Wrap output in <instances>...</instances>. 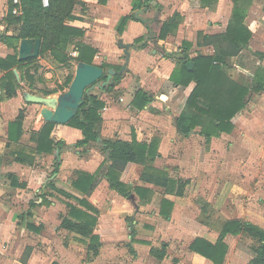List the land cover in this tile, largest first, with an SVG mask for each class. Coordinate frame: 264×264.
<instances>
[{
    "label": "rangeland",
    "instance_id": "obj_1",
    "mask_svg": "<svg viewBox=\"0 0 264 264\" xmlns=\"http://www.w3.org/2000/svg\"><path fill=\"white\" fill-rule=\"evenodd\" d=\"M131 1L107 0L105 4L98 0L78 1L74 10L78 13L80 26L74 27L81 29L82 34L69 44L66 51L68 61L60 63L50 53L36 57L31 63L23 66L25 80L24 83L17 80L19 85L16 94L18 92L23 95L25 91L41 93L42 90H48L52 93L46 97L55 96L58 99L65 93L69 88V84L68 86L64 84L65 78L74 75L77 64L80 62H75V56L71 53V45H77L80 42L100 46L110 45L109 47L104 46L103 50H98L96 58L93 59L97 63L103 61L102 68L104 73H107L108 70H112L108 65L121 67L125 61L124 51L118 46V42L122 40L123 43H132L134 48L130 50H133V62L129 57L127 69L120 75L121 78L113 81L110 76L105 82L98 79L89 88V93L94 92L105 106L119 108L121 115H118L116 119L124 126L130 123L137 124L135 129L139 128L137 130L140 132L141 139H149L151 136L160 138L161 135H165L166 142L162 149L164 156L156 159L152 166L157 170L165 167L169 177L177 179L181 176L183 178L179 179L187 181L182 196L177 197L167 192L172 195L170 197L174 199L173 205L176 208L174 212L172 210L170 212L172 221L165 218H158L154 223L148 221L152 211L158 209L161 198V194L155 190L147 202H139L149 205L148 210H144L147 216L143 220L145 223L143 229L146 230V226H157L160 237L170 234H186L183 239L185 240L198 233L195 230L198 227L196 223L200 221L198 215L199 213L200 215L201 213L207 214L208 219L210 208H212L210 217L215 221L235 219L250 222L264 229V89L260 92L250 90L246 106L232 118L234 128L229 133L206 141L197 131L188 137H183L173 130L176 113L180 111L190 89L189 86L177 88L167 78L174 64L179 63L180 58L177 54H183L184 47L183 45L180 47L181 41L189 39L192 42L188 51L189 57H192L198 50V54L211 52L208 47L196 45V40L198 42L202 35V32L199 35L198 30L203 32L223 30L232 8V0H218L209 8L201 7L199 0H167L168 7L165 3L159 5L158 0H152L146 11L140 15L148 19H154L156 16L150 27V31L155 33L156 45L152 43L149 37L150 32L140 21H135L131 34L118 33L115 29V24L121 15L133 13ZM239 3L246 6V23L252 29V36L240 56L230 59L226 64L225 71L235 81L251 88V73L259 65L264 66L263 0H239ZM173 9L181 11L184 19L174 33L159 39V25L164 15ZM4 12L6 13V10ZM70 21L67 20L66 23ZM125 26L124 30L130 32V28L128 29L127 26L125 28ZM11 30V25H9L8 33ZM109 52L114 54L104 58V55ZM112 82L115 87H118L117 90L108 92L103 89L104 85ZM138 87L148 92L152 96V101L148 105L150 106L148 110L146 109L148 112L143 117H133L131 120L132 116L128 114L130 112L128 99ZM0 95H2L1 91ZM102 109L99 110L100 114L103 112ZM121 135H128V132L124 131ZM66 175L65 181L69 178L68 174ZM38 194L36 192L29 196L37 199ZM29 196L18 192L6 199L18 207V212H25L28 209L26 204ZM48 196L65 202L63 196L54 192ZM123 199L131 202L127 197ZM138 199L139 197L134 195L136 203ZM109 200L107 199V202ZM205 201L208 205L203 203ZM69 203L72 204L66 201L67 205ZM49 217L52 218L50 214ZM129 218L125 220L124 234L126 236L130 234L129 225H127ZM209 229L213 235H216L215 227ZM65 233L64 230L58 234L62 243H66V240H70L71 237ZM125 239L116 242L119 254L117 256L112 254L114 257L109 259L108 264L128 263L127 260L132 256L129 257L131 253L126 252V250L129 251L126 245L129 237ZM23 240V242L19 241L20 248L30 239ZM75 240L82 242L78 238ZM227 242L229 243L228 264H249L247 261L253 256L252 250L257 246L258 240L240 233L238 236H227ZM33 243L36 245L37 241L34 240ZM15 248L17 250V247ZM179 250L178 246L174 249L175 252ZM182 253L185 254V250H182ZM144 255L143 252L142 256ZM89 256V253L86 254L82 250H79L76 255L82 261L89 259Z\"/></svg>",
    "mask_w": 264,
    "mask_h": 264
},
{
    "label": "crops",
    "instance_id": "obj_2",
    "mask_svg": "<svg viewBox=\"0 0 264 264\" xmlns=\"http://www.w3.org/2000/svg\"><path fill=\"white\" fill-rule=\"evenodd\" d=\"M78 1L86 2V0H78ZM158 1H159V5L164 3L167 5V7L169 5L168 3H166L167 0H158ZM199 1L201 7L209 8L210 6L215 5L218 0H199ZM232 2L233 4L231 11L229 13L228 20L232 16L234 6L237 5L241 8V10L244 13L245 25L252 32L251 27L246 23V17H247L246 6L244 4H240L239 0H232ZM0 3H1L0 4V58H5L7 55L14 54L15 52L12 47L8 46L1 39V36H3L4 34L11 35L14 32V26L11 25L12 30L11 32L9 31L10 33H8L9 24L6 20V15L9 10V0H0ZM263 7H264V0L262 3V10ZM143 8L147 9V7H143ZM4 10H6V13L4 12ZM131 10H132V6H131ZM73 11L75 13V10ZM134 11L132 14H134ZM174 13H178L181 16L180 23H182L184 19L183 13L177 9H173L172 11L164 15L165 17L159 25V31L163 22L167 21ZM77 14L78 13H75L77 18L71 20L68 23L69 25L80 26L79 17L77 16ZM155 19L156 16L152 20ZM228 20L223 30L216 32H203L201 30H198V32L199 33L202 32V35L222 33L226 29ZM135 21L138 20L134 18V19H129L127 21L126 26L128 29L130 28L129 29L130 32H127V30H123L124 34L126 33L131 34V29L134 28L133 26L135 24ZM184 41L190 44L188 48L189 51L192 46V42L189 39H183L181 41L180 47H182V43ZM84 43L95 48L96 50V53L94 55L95 58L96 55L98 54V50L100 49L103 50L104 46H108V47L110 46V45H101V46L91 45L87 42ZM130 44L132 46L131 48H134L133 44L132 43ZM18 45H17V58H18ZM196 45L203 46L201 44V37L199 38L198 42L196 40ZM203 47L210 48L211 52L209 53L200 52V54L211 55L213 53V49L211 46H203ZM71 48H72L71 49L72 56H77L78 52L76 46L71 45ZM242 50L236 56L227 57L226 64H228L230 59L239 57L240 54L242 53ZM129 52H130V61L133 62L132 59L133 50L129 49ZM197 52H199V50L195 51L193 56L198 55ZM109 53L107 55H104V58L107 57L108 55L111 56L114 54L113 52L110 54ZM177 55H179V57L183 56V54L182 55L177 54ZM90 64L98 65L101 67L103 61L97 63L96 61L92 60ZM176 66L177 65L174 64V66L169 71L167 75L168 80H170L169 75ZM12 71L16 79L24 83L25 78L23 80H21L20 78L21 72H22L21 74L24 77L23 70L18 71V69L14 67L12 68ZM4 72H5L4 70L0 69V77L4 74ZM254 72L251 73L250 75L251 81ZM73 77L74 75L72 76V78ZM188 86L190 89L189 92L187 93V96L192 90L194 83L192 82ZM176 87L178 88L180 86L176 85ZM117 88L118 87L114 86L113 90H117ZM26 93H30V92L25 91L23 95L17 92L16 96L12 98H6L0 100V264H108L109 259L111 257L117 256V254H119V250H117L116 248V242L126 240L125 239L126 237H129V240L126 243L129 251L126 250V252L131 253L129 257L132 256L131 258H129V260H127L128 262L127 264H215L211 260L199 255L194 251H191L189 249V245L196 237H202L212 243H215L227 219L221 220L219 222L213 220L210 217V214L212 213V208H210L208 219L206 218L207 214L201 213L200 215L199 213L198 219H200V221L196 223L198 227L195 228V230L198 232L197 234H194L191 237L186 238L185 240L183 239L186 234H180V235L170 234L160 237L159 236L160 231H157L158 230V228H156L157 226H146L147 229L146 230L143 229L145 226L143 220L147 216L146 215L147 213L144 212V210L145 209L148 210L149 205L148 204L144 205L142 203H139L140 198L138 199L137 203L135 200H131V202L124 200L123 199L124 197L120 196L115 190L109 187L106 178H102L100 182L91 190V192L88 195H84L80 193L79 191H77L72 187L71 183L76 178L77 174L80 171L93 173L99 167L100 163L105 157V154L100 150V142L90 141L88 145L76 146L75 143L82 137L80 129L69 126L67 123L63 124L57 121L44 119L42 109L43 108L52 109V107L46 103L27 102L25 100ZM31 94H35L38 96H45L38 92H31ZM92 94L95 95L94 92H92ZM133 97L134 94L131 95V97H129L128 99V107L130 109V112L128 114L132 116L131 120H133V117L135 118L143 117L144 114L148 112L147 110L150 107L148 105H150L151 103L150 102L142 109H138L131 102ZM20 110L24 111L23 113L24 116L21 125L22 130L19 138L13 141L10 140L8 137V124L9 122L15 120ZM102 110H103V112L101 113L102 120L98 125V139L100 141L103 139H117V138L130 141L134 135L137 140L148 143L154 137L151 136L149 139H141L139 137L140 132L139 130H137L139 128L137 127V129H135L136 128L135 126L137 124L132 125L130 123V125H126V126L122 125L119 122V120H117L119 117L118 115H121L119 108L104 106ZM176 114L178 115L179 112H177ZM45 122L55 123L51 131L50 137L54 140L55 143L57 141H60L61 144L55 145L51 152H46V151L38 152L37 143L34 141L32 137L34 135L36 136L39 133ZM173 130L177 134L181 135L180 133L177 132L175 125L173 126ZM198 130H199L198 128L195 129L197 133ZM124 131L128 132V135L125 136L121 135ZM15 133L17 135V130L13 131V135H15ZM222 134H226V133H222ZM183 137H188V136H183ZM201 137L204 140H206L203 136ZM157 138L159 141L158 143L159 156L156 157V159L164 156V154L162 153V149H163V145L166 142V136L161 135L160 138L159 137ZM212 138H217V137H212ZM18 151H22L23 153L28 154L30 157H32L31 162L16 161L14 155ZM100 154L101 155L103 154L102 158ZM54 168H56L55 171ZM160 170L167 171L165 167L161 168ZM143 171H144L143 165L138 163H128L126 165L125 170L122 172L120 179L132 187L136 185H140L143 187L150 188L152 189V191L155 190L156 192L161 194V198L158 204V209L152 211V215H150L149 216L150 218L148 219L149 222L154 223V221L158 220V218L159 219L165 218L168 219L169 221H172V217L170 216L164 217L159 214L162 200L168 199L173 202L174 199L170 197L172 195L167 193L165 189L161 186H157L154 185L153 183L142 181L140 176ZM66 174H68L69 178L65 181V178L67 176ZM9 175H12L15 178L14 182H16L17 180L18 183H23L24 186L23 187L16 186V183L12 184ZM178 177L183 178L181 176ZM50 182H53V186H50L49 184ZM56 188L71 193L72 195L78 198L85 197L87 201L97 209L98 211L97 222L96 225L94 226L93 234H96L98 236L100 244L98 246V252L96 254H94V252H91L88 249V244H89L88 237L82 236L74 231H69L67 229L60 227V223L63 217L67 216L69 211V207L66 204V201H69L80 208H83V206L79 205L78 202L73 198L66 199V197L60 194ZM18 192L21 195H28V196L30 194L33 195L34 193L38 192L39 197L37 199H32L34 197L29 196V199L27 200V204H26V207L28 209L25 212H20V211L18 212L17 211L18 207L14 206V204H12V202L9 199H6V198H10L12 194ZM53 192L55 194H59L63 196L65 198V202L63 203L62 200L57 201L56 199H53L48 196L51 195ZM107 199H110L109 202H107ZM203 203L208 205L207 201ZM171 210L172 212L176 210L174 205ZM49 214L52 216V218L49 217ZM132 216H134V218ZM127 217H130L129 221L127 222V225H129V222L131 223V227L133 228V233L132 234L130 233L126 236L124 234V229H125L124 227L126 226L125 220ZM212 227L213 228L215 227V230L217 232L216 235H213L212 232H210L211 229L209 228ZM141 228L142 231H140ZM64 230L66 232L65 234L68 233L71 236L70 240H66V243H62L58 235ZM227 236H238V234L237 235L227 234L225 236L224 241L227 244L228 248L222 264H228L229 243L227 242ZM75 238H78L82 242L80 241L77 242ZM23 239H30V240L28 243H24V245L20 248L19 241L23 242L24 241ZM34 240L37 241L36 245L33 243ZM39 242L40 245H38ZM177 246L180 250L175 252L174 249L175 247L177 248ZM15 247H17V250ZM152 248L164 249L165 251L164 256L161 259H158L157 256H155V254L151 252ZM79 250L85 251L86 254L89 253L90 254L89 259L86 258L83 259L82 261L80 257L77 258L76 255H78ZM182 250L183 251L185 250V254L182 253ZM143 252L145 254L144 256H142ZM125 259L128 258L125 257ZM249 260L247 261V263L250 264Z\"/></svg>",
    "mask_w": 264,
    "mask_h": 264
},
{
    "label": "trees",
    "instance_id": "obj_3",
    "mask_svg": "<svg viewBox=\"0 0 264 264\" xmlns=\"http://www.w3.org/2000/svg\"><path fill=\"white\" fill-rule=\"evenodd\" d=\"M21 13L14 15L12 13V0H9V10L6 20L9 25L14 26V32L11 35L4 34L1 39L14 49V54L0 58V69L4 74L0 77V95L1 99L12 98L16 96L17 79L12 68L21 71L23 66L31 63L34 58L18 59L16 50L18 42L23 38H40L41 45L39 56L49 52L58 62L65 63L69 57L66 50L70 43H73L77 36L82 34L81 29L66 23L67 20L76 19L74 6L78 0H47L46 6L42 0H19ZM107 0H98L105 4ZM151 0H132V10L148 7ZM264 10V7H263ZM129 19H134L133 14H126L119 18L116 24L118 33H122L124 26ZM181 21V16L174 13L167 21H164L160 27L158 38L163 39L168 34L174 33ZM201 33H199L200 35ZM252 32L244 23V13L237 5L234 6L231 19L226 29L222 33L201 35V44L211 46L213 53L211 55L198 54L189 57L188 48L190 44L186 41L182 43L184 47L183 56H180L179 63L172 70L169 79L179 86L187 87L190 83L194 86L185 99L184 105L179 114L174 119V125L178 133L183 136H189L198 128V134L203 136L206 141L212 137H218L222 133H229L234 128L232 118L237 112L242 110L251 91L260 92L264 89V67H258L251 81V88L235 81L225 71L226 58L236 56L244 47L247 46ZM199 37V36H198ZM77 56L75 61L91 63L96 53L95 48L85 43H77ZM192 62V68L189 69L187 62ZM112 70H118L120 67L108 65ZM103 67V64H101ZM22 73V72H21ZM20 73L21 80L24 79ZM72 76L65 78L64 84L68 86ZM108 75L103 73L101 80L104 82ZM121 78L120 75H113V81ZM92 83L84 90L83 101L75 115L67 122L69 126L80 129L82 137L75 143L76 146L88 145L90 141L100 142V150L105 154L99 167L93 173L80 171L72 181V187L84 195H88L91 190L106 178L111 189L115 190L120 196L128 198L129 195L136 194L141 202H147L152 189L136 185L134 187L123 182L122 172L128 163H138L144 166L140 178L144 182L153 183L161 186L166 192L182 196L184 186L187 181L179 178L169 177L166 171L154 169L152 163L159 156L158 138L153 137L150 142L139 141L133 135L130 141L123 139H98V125L101 122L100 109L104 108V102L96 95L89 93ZM114 88V83H107L103 89L110 92ZM48 90H42L41 94L49 95ZM152 101V96L141 88L134 92L132 104L142 109ZM24 111L20 110L15 120L8 124V137L10 140H17L21 133V125ZM55 123L45 122L39 133L32 138L37 143V151L51 152L56 143L50 137ZM17 130V135L13 131ZM18 162H31L32 157L22 151L14 155ZM56 168H54V171ZM11 183L23 187V183L14 182L15 178L9 175ZM53 186V182L49 183ZM57 191L66 198L75 199L80 208L74 204L68 205V215L63 217L60 227L69 231H74L82 236L89 238L88 249L96 254L100 244L99 238L93 234L94 226L97 222V210L91 205L85 197L78 198L62 189ZM134 196V195H133ZM146 200V201H145ZM173 202L163 199L159 214L170 216ZM130 233L133 228L129 222ZM246 234L251 238L257 239L258 244L253 248V256L250 264H264V229L250 222H241L239 220H228L225 222L215 243H212L202 237H196L189 245V249L199 255L211 260L215 264H222L227 251V244L224 238L227 234ZM151 252L161 259L164 256V249H151Z\"/></svg>",
    "mask_w": 264,
    "mask_h": 264
},
{
    "label": "water",
    "instance_id": "obj_4",
    "mask_svg": "<svg viewBox=\"0 0 264 264\" xmlns=\"http://www.w3.org/2000/svg\"><path fill=\"white\" fill-rule=\"evenodd\" d=\"M146 11V8L137 9L134 11V18L145 25L149 30V37L152 39V43L156 45L157 40L155 34L150 31V24L152 19H147L142 17V14ZM142 44V43H141ZM41 45L40 38H23L20 40L18 45V59L24 60L28 58H34L39 55ZM119 47L124 51L125 61L123 65L118 70H108V77L113 75H121L126 69L128 60L130 57L129 49L132 47L130 43H123L122 40L118 42ZM189 69L192 68V62L186 63ZM16 73V72H15ZM103 75V69L94 64L79 62L77 64L74 77L69 83L68 90L56 99L55 96H38L31 93L25 94V100L32 103H46L52 107L43 108V117L46 120H53L60 123H67L77 112L80 104L83 101L84 90L94 83L96 80L100 79ZM128 199L134 200V196L131 194Z\"/></svg>",
    "mask_w": 264,
    "mask_h": 264
},
{
    "label": "built area",
    "instance_id": "obj_5",
    "mask_svg": "<svg viewBox=\"0 0 264 264\" xmlns=\"http://www.w3.org/2000/svg\"><path fill=\"white\" fill-rule=\"evenodd\" d=\"M12 2H13V4H14V6H13V8H12V13H13L14 15H19V14L21 13L20 1H19V0H12ZM47 3H48L47 0H42V4H43L44 6H46Z\"/></svg>",
    "mask_w": 264,
    "mask_h": 264
}]
</instances>
